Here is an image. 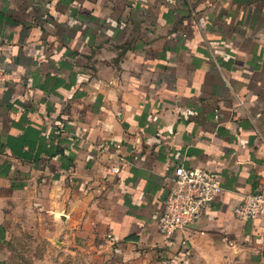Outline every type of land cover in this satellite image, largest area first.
<instances>
[{"label": "crops", "instance_id": "1", "mask_svg": "<svg viewBox=\"0 0 264 264\" xmlns=\"http://www.w3.org/2000/svg\"><path fill=\"white\" fill-rule=\"evenodd\" d=\"M0 240L30 218L130 264H264V0H0ZM179 166L224 191L157 221Z\"/></svg>", "mask_w": 264, "mask_h": 264}, {"label": "rangeland", "instance_id": "2", "mask_svg": "<svg viewBox=\"0 0 264 264\" xmlns=\"http://www.w3.org/2000/svg\"><path fill=\"white\" fill-rule=\"evenodd\" d=\"M61 219L33 217L0 240V264H130L105 234L69 232Z\"/></svg>", "mask_w": 264, "mask_h": 264}, {"label": "built area", "instance_id": "3", "mask_svg": "<svg viewBox=\"0 0 264 264\" xmlns=\"http://www.w3.org/2000/svg\"><path fill=\"white\" fill-rule=\"evenodd\" d=\"M6 76L0 63V80ZM224 191L222 176L200 167L179 166L157 221L161 235L171 237L184 231L215 202ZM234 216L243 221L264 219V194H250L233 208Z\"/></svg>", "mask_w": 264, "mask_h": 264}, {"label": "trees", "instance_id": "4", "mask_svg": "<svg viewBox=\"0 0 264 264\" xmlns=\"http://www.w3.org/2000/svg\"><path fill=\"white\" fill-rule=\"evenodd\" d=\"M1 238V237H0ZM7 238V237H6Z\"/></svg>", "mask_w": 264, "mask_h": 264}]
</instances>
